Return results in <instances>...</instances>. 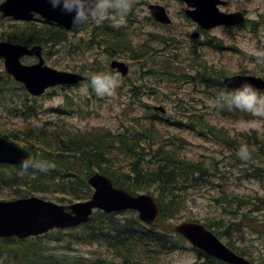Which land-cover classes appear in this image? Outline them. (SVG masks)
I'll list each match as a JSON object with an SVG mask.
<instances>
[{
    "label": "trees",
    "instance_id": "obj_1",
    "mask_svg": "<svg viewBox=\"0 0 264 264\" xmlns=\"http://www.w3.org/2000/svg\"><path fill=\"white\" fill-rule=\"evenodd\" d=\"M23 34V38L11 35L10 40L15 42L23 40L27 44L43 46L66 41L65 33L57 28H29ZM13 90H19L26 95L23 87L0 71V109L13 118L22 120L36 116L41 107L37 104H27L26 99L21 98V95L15 96ZM64 108L65 105L56 108L55 111L58 115H63ZM236 112L237 110L231 111V114L235 115ZM6 125L7 123L0 117V136L14 138L33 152L37 159L50 160L56 165L45 171L33 167L24 169L20 166L0 165V188L11 190L13 197L43 194L51 195L60 202L85 200L92 193L86 183L87 178L93 170L98 169L110 177L116 187H122L131 193L155 194L161 207V214L156 223L146 226L133 212H127L122 216L96 212L87 224L77 229L66 232L54 230L45 235L50 241L100 245L108 251V255L111 253L117 262L114 258L111 260L103 255L89 260L83 256L71 258L66 253L53 252L48 245L49 242L47 245L43 243V237L25 240L10 237L0 238V255L5 264H171L166 261V256L181 248L184 240L172 232L170 222L183 218L181 213V199H185L183 193L196 187L204 174H211L208 171L214 166L209 163L210 161H192L162 145L152 150L155 147L154 136L144 132L142 134L136 131L135 134L131 130H126L125 133L130 134L128 137L125 136L126 138L119 136L120 148L118 147L119 152H115L107 139L109 136L110 140L108 131L78 134L59 125L51 126L54 129L45 125H24L18 134L10 131ZM113 141H116L114 137ZM140 141L145 142L146 147L154 152L147 155L143 149L138 150V153L133 151V146L136 147ZM224 143L226 146L229 145L227 141ZM241 143L237 141L231 147L238 150L240 145L246 144L249 146L250 154L252 147L262 149L264 152V140L261 145L248 140ZM122 153H124L122 159H118ZM124 165H127L129 170H124ZM114 166L115 169L111 170ZM205 226L211 228L209 224ZM262 227L264 234V224ZM198 254L203 259V264H223L201 252ZM239 254L244 256L242 253Z\"/></svg>",
    "mask_w": 264,
    "mask_h": 264
},
{
    "label": "rangeland",
    "instance_id": "obj_2",
    "mask_svg": "<svg viewBox=\"0 0 264 264\" xmlns=\"http://www.w3.org/2000/svg\"><path fill=\"white\" fill-rule=\"evenodd\" d=\"M3 0H0V2ZM227 4L222 9L225 11H236V10H246L247 17L249 21L251 19H257L259 14L264 13V0H226ZM158 2L169 10L173 18V29L177 31H184L185 33H191L194 31L193 27H190L184 15L181 12L183 5L176 0H135V10L138 17H143L146 15V5L148 3ZM264 15V14H262ZM36 23V22H35ZM8 20L0 18V34L7 28ZM248 27V28H247ZM246 29L242 30L233 29L230 32L223 29H216L209 32L210 36H215L221 38L224 45L231 46V49L216 51L213 48L205 47L201 48L203 53V58L209 63L215 64L218 68H223L228 73H237L239 71H244L249 74H256L264 76V63L259 64L257 59H249L247 55H252L254 57H259L258 53L264 52V25L256 31V35L249 33L251 26H247ZM151 32V35H145L144 32ZM79 37H83L79 35ZM131 37L134 43L130 42L122 50L114 52L117 56L116 59L132 61L130 64L133 72L130 73V78L135 77V72L137 70V61L132 60V56H139L143 53L144 47L140 44L147 42L149 47H153L155 56L159 54L162 49V44L159 36L156 34V30L151 27H135L131 30ZM147 38V39H146ZM186 38L185 35L179 36V40ZM79 45L78 50L73 46H70V50L58 49V52L54 51L53 55L44 58L45 64L51 68H55L61 71H72L76 72V69L84 65L88 59L94 56V52L84 51L85 43L79 40H73ZM85 42V41H84ZM186 44H192L190 41H186ZM185 44V46H186ZM122 51V55L119 53ZM101 54L97 53V57L100 61L98 65H105L108 69V62L105 59L102 61L100 59ZM113 59V58H111ZM27 63V62H26ZM88 63V62H87ZM150 82L151 87L146 91L149 95L139 99L142 103H130L129 100L121 95L123 93L122 89L115 90L112 96H98L97 101H91L88 105H83L86 114L83 116L85 119L79 117L68 118L65 122L73 130L77 129L80 131L84 130H108L112 135H119L125 132L126 127L132 123L131 120L135 119L137 115L145 116L149 114L146 110V106L161 105L166 109V117H171V114L178 110L185 101L191 100V94L187 93L188 88L185 85L180 87L173 86L169 84L167 88H163L160 84L159 86L155 84L154 79H147ZM80 88V87H79ZM78 89H71L66 91V94L70 96H85L80 94ZM57 95L52 96L50 99H45L42 102L47 107H56L63 98V92L57 91ZM196 99L199 97L198 93L193 94ZM196 103L195 101H191ZM206 105H210L211 101L207 100ZM195 112H203L204 118L208 121L216 124L218 126L223 125L228 129L226 134L231 137L240 139V133H250V130H256L258 135L264 134V117L253 116L251 120H238L231 121L225 118L216 117L209 114V109L206 107L195 106ZM91 114V115H90ZM39 121L37 123H43L46 120L54 121V118L50 114L40 115ZM176 120L175 117L172 118ZM139 124L149 125V123H144V119H137ZM19 126L20 122L15 121ZM154 128H158L159 135L162 138L170 137L172 134L179 135L181 141V151L189 159H198L202 156L206 158L204 161H211L214 163V168L210 169L211 177H209L208 182L202 184L201 186H196L190 188L188 191L183 193L184 198L181 199L182 214L192 215L200 220L208 219L210 223H218L216 219H222V225L219 229H215L216 232L222 234L220 239L224 243L231 242L237 247H242L243 250L250 251L256 259H259L264 255V234L263 227L257 225L254 230L252 224L243 215L246 214L248 217L255 219H261L260 223H264V177L258 178L256 180L254 177L245 176L244 167L248 165H241L234 159L236 151L233 149L225 147L220 142L208 141L204 137L199 135H194L188 130L175 129L173 127L162 126V123L157 122L156 125H152ZM137 129H142V127H137ZM157 133V131H155ZM228 142H231L227 139ZM236 141V142H237ZM233 142L231 144H235ZM218 152H222L223 155ZM216 154L221 158L216 157ZM127 163V162H126ZM128 165V163H127ZM126 165V167H127ZM252 166H258L264 168V163L252 162ZM249 168V167H248ZM128 169V168H126ZM220 171H219V170ZM262 173V172H261ZM264 175V174H263ZM219 190L224 191L230 201L220 203L226 198H219L221 201L217 202L211 200L205 195L212 194L217 196ZM47 200H53L50 196H41ZM11 193L7 189H0V199H9ZM229 199V198H228ZM243 200L244 204L240 202ZM64 204H69L67 201H63ZM214 220H211V219ZM44 244H48L51 250L57 251L59 253H66L71 258L74 257H85L92 260L95 256L102 255V251L96 246H87L84 244H67L66 242H57L55 240H49L46 236L42 238ZM105 252L104 254H107ZM113 260V256L109 253V257ZM168 261L171 263H190L195 259V254L188 250H183L171 254L167 257ZM117 262V260H114ZM0 264H5L1 259Z\"/></svg>",
    "mask_w": 264,
    "mask_h": 264
},
{
    "label": "water",
    "instance_id": "obj_3",
    "mask_svg": "<svg viewBox=\"0 0 264 264\" xmlns=\"http://www.w3.org/2000/svg\"><path fill=\"white\" fill-rule=\"evenodd\" d=\"M184 1L189 6L196 7L194 11L189 12V15L205 29L231 22L230 16H225L216 10L217 0ZM151 9L155 16L164 19L162 17L164 10L161 7L152 6ZM0 11L3 12L4 16L9 15L15 18H31L30 12L33 11L49 21L64 24L66 27H69L72 21L70 14L62 12L60 8L53 9L48 0H5L0 5ZM164 22L169 21L165 20ZM35 50V48L28 49L27 46L21 44L0 42V58L4 60L7 72L15 80L22 82L31 94L40 95L47 87L56 84L76 83L82 79L80 76L43 66L42 59L34 65L20 63V58L25 55L36 53L40 57L39 51ZM113 66H116L122 74L126 73L127 69L123 64L115 62ZM238 80H247L258 88L264 87L263 80L258 78H238ZM227 81L230 87L235 85V78H230ZM29 154L16 144L0 138V161L20 163ZM88 183L94 188L91 199L75 202L69 206L45 201L37 197L0 201V237L26 238L42 235L53 228L75 227L87 222L94 209L106 213L131 209L137 211L139 219L147 224H152L157 220L160 209L152 196L146 194L132 195L123 189H117L106 177L98 173L89 177ZM174 231L182 234L208 255L224 262L250 264L222 245L211 232L205 230L200 224L183 222L176 225Z\"/></svg>",
    "mask_w": 264,
    "mask_h": 264
},
{
    "label": "clouds",
    "instance_id": "obj_4",
    "mask_svg": "<svg viewBox=\"0 0 264 264\" xmlns=\"http://www.w3.org/2000/svg\"><path fill=\"white\" fill-rule=\"evenodd\" d=\"M48 3L53 9L60 8L62 12L70 14L74 24L101 23L107 20L116 28L126 23L128 14L135 8V0H48ZM258 56L264 58V52L258 53ZM100 59L103 61L105 56L101 54ZM119 83L118 73L98 71L78 91L87 95L91 89L98 96H112ZM215 104L219 108L226 107L229 111L238 110L264 117V90L247 80H242L234 87L224 84L216 95ZM237 155L241 159H248L249 146L240 145ZM20 166L45 171L56 165L50 160L37 159L29 154L20 161Z\"/></svg>",
    "mask_w": 264,
    "mask_h": 264
},
{
    "label": "flooded vegetation",
    "instance_id": "obj_5",
    "mask_svg": "<svg viewBox=\"0 0 264 264\" xmlns=\"http://www.w3.org/2000/svg\"><path fill=\"white\" fill-rule=\"evenodd\" d=\"M145 19H147V20H149L150 19V17L149 16H147V17H145ZM150 22H151V20H150ZM156 27H159V26H161L160 24H158V23H155V22H152ZM165 29H167V32H171V33H173V30H169V28H165ZM203 34V35H202ZM202 34H201V36H204L206 33L205 32H202Z\"/></svg>",
    "mask_w": 264,
    "mask_h": 264
}]
</instances>
